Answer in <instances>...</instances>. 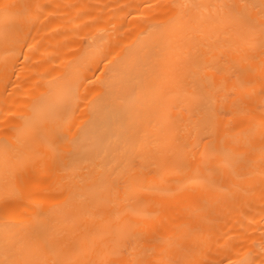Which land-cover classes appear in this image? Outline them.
Wrapping results in <instances>:
<instances>
[{
	"label": "bare ground",
	"instance_id": "6f19581e",
	"mask_svg": "<svg viewBox=\"0 0 264 264\" xmlns=\"http://www.w3.org/2000/svg\"><path fill=\"white\" fill-rule=\"evenodd\" d=\"M0 264H264V0H0Z\"/></svg>",
	"mask_w": 264,
	"mask_h": 264
}]
</instances>
